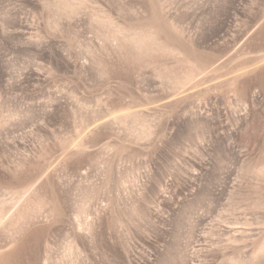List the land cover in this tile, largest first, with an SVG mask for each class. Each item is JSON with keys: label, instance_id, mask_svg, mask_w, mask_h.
Returning <instances> with one entry per match:
<instances>
[{"label": "rangeland", "instance_id": "1", "mask_svg": "<svg viewBox=\"0 0 264 264\" xmlns=\"http://www.w3.org/2000/svg\"><path fill=\"white\" fill-rule=\"evenodd\" d=\"M0 264H264V0H0Z\"/></svg>", "mask_w": 264, "mask_h": 264}]
</instances>
